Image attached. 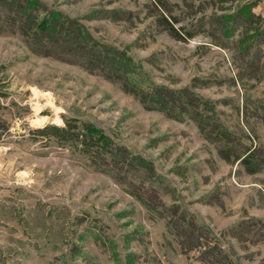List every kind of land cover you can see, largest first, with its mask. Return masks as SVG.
<instances>
[{
    "label": "rangeland",
    "instance_id": "obj_1",
    "mask_svg": "<svg viewBox=\"0 0 264 264\" xmlns=\"http://www.w3.org/2000/svg\"><path fill=\"white\" fill-rule=\"evenodd\" d=\"M0 264H264V0H0Z\"/></svg>",
    "mask_w": 264,
    "mask_h": 264
},
{
    "label": "trees",
    "instance_id": "obj_2",
    "mask_svg": "<svg viewBox=\"0 0 264 264\" xmlns=\"http://www.w3.org/2000/svg\"><path fill=\"white\" fill-rule=\"evenodd\" d=\"M56 126V125H55ZM58 128V126H56Z\"/></svg>",
    "mask_w": 264,
    "mask_h": 264
}]
</instances>
